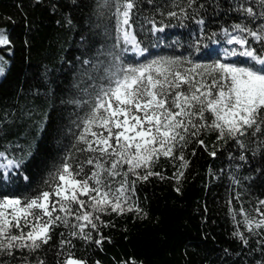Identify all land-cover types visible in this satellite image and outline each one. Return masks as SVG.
Instances as JSON below:
<instances>
[{"label": "trees", "instance_id": "16d2710c", "mask_svg": "<svg viewBox=\"0 0 264 264\" xmlns=\"http://www.w3.org/2000/svg\"><path fill=\"white\" fill-rule=\"evenodd\" d=\"M188 4L189 0H135L130 28L143 50L136 56L117 41L116 0L106 5L105 0H0V30L10 41L0 45L5 59L0 153L5 162H14L7 178L0 171V195L34 196L45 190V181L66 156L76 154L78 125L88 108L74 101L94 94L115 56L124 65L161 57L212 63L221 59L217 50L225 46L222 30L235 31L240 24L264 31L260 0ZM249 7L254 15L245 11ZM154 26L164 31L153 32ZM248 42L258 53L264 50L262 42L251 37ZM228 62L250 64L238 55ZM199 139L206 148L190 138L183 149L187 168L180 167L179 159L161 156L152 170L163 178L137 180L129 202L133 210L125 205L123 213L101 214L104 224L92 231L91 240L73 238L70 229L56 227L48 244L34 252L25 248L0 255V264H63L69 252L86 264H264V227H256V221L264 219L256 212L264 200V126L255 135L249 130L239 137L244 147L235 140H217L211 131L201 132ZM212 151L215 156L209 154ZM178 171L184 173L179 179ZM241 209L254 218L252 231ZM89 230L90 225L84 229ZM101 238L97 245L95 240ZM62 239L72 244L61 248Z\"/></svg>", "mask_w": 264, "mask_h": 264}, {"label": "snow or ice", "instance_id": "6c2138e0", "mask_svg": "<svg viewBox=\"0 0 264 264\" xmlns=\"http://www.w3.org/2000/svg\"><path fill=\"white\" fill-rule=\"evenodd\" d=\"M194 2L189 0L188 6ZM260 4L264 6V0ZM134 7L135 0H116L117 41L122 38L142 54L135 36L125 28L130 26V12ZM245 11L254 15L251 7ZM168 16L176 17L177 13L169 12ZM234 30L246 35L233 36L225 29L227 43L239 45L242 50H226L223 60L212 63L161 57L147 63L124 65L115 56L114 63L105 69L104 82L94 94L86 101H74L78 107L86 104L88 108L78 125L80 131L73 145L75 153L84 158L69 153L45 181V190L32 197L0 195V255L11 256L13 250L25 248L34 252L48 244L52 238L50 233L60 226L70 229L68 235L73 238L91 240L92 231H98L99 224H104L101 214L123 213L125 205L127 211L133 210L129 202L137 180L146 181L151 176L163 178L161 173L152 170L161 156L179 159L180 167L187 168L189 161L184 158L183 149L190 138L206 148L199 139L201 132H216L217 140L225 143L235 140L240 147L244 145L239 137L249 130L253 135L261 132L264 50L258 53L249 45L248 37L264 43V31H253L240 24ZM156 31L162 32L164 28L154 26L153 32ZM9 43L7 35L0 30V45ZM237 55L249 58L251 63L241 66L228 62L229 57ZM177 148L179 156L174 157ZM209 154L215 156L216 152ZM13 163L8 161L9 166ZM175 175L179 179L184 173L178 171ZM259 205L256 212L264 217L261 211L264 200ZM135 210L142 212L138 206ZM241 213L244 224L252 231L250 225L254 218H249L243 209ZM89 225L90 230L85 232ZM256 227H264V219L256 221ZM236 235L243 239L239 232ZM102 239H96L95 243L100 245ZM71 244L70 239L60 241L61 248ZM63 264L86 262L69 252Z\"/></svg>", "mask_w": 264, "mask_h": 264}, {"label": "rangeland", "instance_id": "374dc122", "mask_svg": "<svg viewBox=\"0 0 264 264\" xmlns=\"http://www.w3.org/2000/svg\"><path fill=\"white\" fill-rule=\"evenodd\" d=\"M127 27V28H126ZM125 28H126V30L128 31L129 29H130V27L129 26H126ZM229 33H231V35H233V36H237V35H241L239 32H237V31H228ZM222 41H223V43H225V48H223V50H231V49H233V48H235L237 51H241L242 49H241V47L239 46V45H236V44H228L227 43V39H228V37L227 36H225L224 35V31H223V33H222ZM121 40H122V42H124L123 41V39L121 38ZM124 44L125 45H127V46H129V44L128 43H125L124 42ZM263 47H264V43H263ZM129 48H131V46H129ZM221 48V47H220ZM238 48V49H237ZM130 50V49H129ZM132 50V49H131ZM217 51H221V55L222 56H224L225 57V54L223 53L224 51H222V48L221 49H219V50H217ZM128 52H130V51H128ZM221 55L219 54V57H221ZM239 56V55H238ZM236 56H231V57H229L228 59H234ZM239 57H241L243 60H245L246 61V63H251V61L249 60V58H247V57H242V56H239ZM4 57L2 56V55H0V68H2L3 69V71H4ZM3 74V72L2 73H0V77H1V75ZM6 163L7 162H5V160H3V157L2 156H0V165H3L4 167H0V171H1V173H2V175H3V177L4 178H7V176H8V174L9 173H11L12 172V169L14 168V166L13 167H6ZM9 211H10V209H9Z\"/></svg>", "mask_w": 264, "mask_h": 264}, {"label": "built area", "instance_id": "2783aa9c", "mask_svg": "<svg viewBox=\"0 0 264 264\" xmlns=\"http://www.w3.org/2000/svg\"><path fill=\"white\" fill-rule=\"evenodd\" d=\"M223 31H224V30L221 31V35H222ZM216 46H217V43H212V44H211V47H214V48H215ZM221 48H222V51H224L223 53L225 54L226 50H223V48H225V47H221ZM221 48H220V49H221ZM237 49H238V48H237ZM218 50H219V49H218ZM218 52H219V54L221 55V51H218ZM220 58H221V59H224L225 57L221 55Z\"/></svg>", "mask_w": 264, "mask_h": 264}, {"label": "bare ground", "instance_id": "6f19581e", "mask_svg": "<svg viewBox=\"0 0 264 264\" xmlns=\"http://www.w3.org/2000/svg\"><path fill=\"white\" fill-rule=\"evenodd\" d=\"M126 27V26H125ZM127 28V27H126ZM130 33H131V31H130V29L128 30ZM129 44V46H131V51L130 52H138V50H134V46L132 45V44H130V43H128ZM6 167L8 168V167H13V164L11 165V166H9L8 165V162L6 163Z\"/></svg>", "mask_w": 264, "mask_h": 264}, {"label": "water", "instance_id": "95a60500", "mask_svg": "<svg viewBox=\"0 0 264 264\" xmlns=\"http://www.w3.org/2000/svg\"><path fill=\"white\" fill-rule=\"evenodd\" d=\"M129 27H130V26H129ZM130 31H131V28H130ZM131 33H132V32H131ZM138 49H140L139 46H138ZM130 53H133V54H135V55L137 54L136 56H138V55L140 54L139 51H138V52H136V51H135V52H130Z\"/></svg>", "mask_w": 264, "mask_h": 264}]
</instances>
